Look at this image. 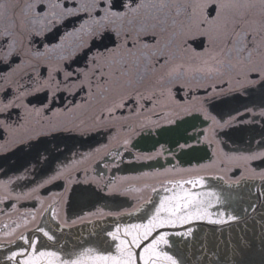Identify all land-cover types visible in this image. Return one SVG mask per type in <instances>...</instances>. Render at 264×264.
<instances>
[{"label":"flooded vegetation","instance_id":"obj_1","mask_svg":"<svg viewBox=\"0 0 264 264\" xmlns=\"http://www.w3.org/2000/svg\"><path fill=\"white\" fill-rule=\"evenodd\" d=\"M7 2L14 4L17 0ZM27 2L18 0L15 12L21 13ZM59 2L75 8L79 0ZM120 2L115 0L117 7ZM239 2L254 5L246 19L258 41L264 39L262 0ZM84 19L87 16L80 13L58 19L46 29L37 24L42 35L29 37L25 33V49L29 40L34 41L31 47L40 51L65 40L64 50L72 52L81 39H88L68 35ZM8 23L7 19L0 20V28ZM115 42L114 34L107 33L103 39L91 41V50L111 49ZM203 47H208L207 41ZM87 51L86 46L74 57L72 68L88 70ZM175 51L179 57L180 50ZM104 87L94 82L90 92L85 84L83 91L77 89L73 95L58 93L51 103L44 92L26 97L24 103L29 108L49 105L61 110L60 115L52 117L55 128L45 116L28 114L24 107L12 111L6 121L10 128L0 127V185L7 186L6 191L0 189V264H20L25 259L31 249L21 237L35 241L38 251H54L63 259L74 258L85 249L115 255L118 241L108 233L117 226L146 224L161 199L171 196L176 191L173 185L180 181L202 180L194 189L188 184L184 187L194 192H216L219 202L213 199L208 212L211 220L224 222L192 220L157 229L141 248L135 249L137 253L160 232H167L169 244L161 247L174 258L219 254L236 234L230 229L215 231L193 225L240 220L255 207L258 194L252 188L264 180V157L259 156L264 153L261 83L240 88L234 73L220 80L198 76L187 87L173 86L172 98L161 97L159 102L130 99L129 90L124 107L117 108L111 117L105 113L99 119L103 105L97 98ZM115 100L120 102L118 97ZM112 102L110 97L108 104ZM72 105L80 107L72 115L64 113ZM46 115L51 117L50 112ZM251 155L258 158L247 165L233 159ZM57 174L58 178L52 179ZM261 193L264 196V188ZM30 220L34 223L31 228L16 232ZM216 245L218 249L209 248ZM21 250H26L25 256L7 259Z\"/></svg>","mask_w":264,"mask_h":264},{"label":"snow or ice","instance_id":"obj_2","mask_svg":"<svg viewBox=\"0 0 264 264\" xmlns=\"http://www.w3.org/2000/svg\"><path fill=\"white\" fill-rule=\"evenodd\" d=\"M18 6V0L14 4L0 0V20L9 22L0 28V40L3 41L0 43V127L10 128L6 121L11 119L12 111L24 107L28 114L45 116L55 128L52 117L60 115L61 110L49 105L29 108L24 103L25 98L44 92L51 103L58 93L73 95L77 89L83 91L85 84L91 92L94 82L98 87L106 86L97 98V103L103 105L99 119H103L105 113L111 117L117 108L124 107L123 99L129 90L132 93L130 99L159 102L161 97L172 98L173 86L187 87L198 76L220 80L234 73L240 88L255 83L264 86V39L258 41L246 19L254 7L252 3H240L239 0H121L117 7L115 0H79L75 8H66L59 0H28L21 13H16ZM80 13L87 19L68 35L88 39H81L72 52L64 50L65 40L54 48L45 47L44 51L33 49L34 41L29 40L25 49V33L29 37L42 35L36 29L37 24L46 29L58 19ZM107 33L116 38L113 48L92 52L91 41L103 39ZM205 41L207 48L203 47ZM86 46L88 70L72 68L70 62L79 52H84ZM177 48L181 52L179 57ZM53 52L57 53L55 57L51 55ZM253 76L255 79L250 78ZM110 97L113 98L111 105L108 104ZM117 97L119 103L115 100ZM79 107L72 105L63 111L72 115ZM49 112L51 117L46 115ZM259 156L264 157V153ZM257 158V155H251L233 159L247 165ZM202 183V180L176 182L173 185L176 191L161 199L146 224L117 226L114 232H109L112 240L118 241L115 255L85 249L74 258L63 259L54 251H38L35 241L21 237L31 251L20 264H137L138 260L141 264H178L161 247L169 244L167 232L156 235L140 253L135 249L141 248L143 241L157 229L192 220L224 222L211 220L208 212L213 199L219 202L216 192L192 191ZM185 184L191 185L192 189L185 188ZM0 189L6 191L7 186L0 185ZM44 235L52 239L48 233ZM25 251L12 252L7 259L16 260L25 256Z\"/></svg>","mask_w":264,"mask_h":264},{"label":"water","instance_id":"obj_3","mask_svg":"<svg viewBox=\"0 0 264 264\" xmlns=\"http://www.w3.org/2000/svg\"><path fill=\"white\" fill-rule=\"evenodd\" d=\"M263 188L264 180L258 181L255 188H252L257 191V201L245 218L218 225L209 223L193 225L215 231L230 229L231 233L236 235L230 239L229 245L224 247L225 251L204 256H176L178 264H264V196L261 193ZM214 242L217 243V239ZM209 248L218 249L219 247L216 245Z\"/></svg>","mask_w":264,"mask_h":264},{"label":"rangeland","instance_id":"obj_4","mask_svg":"<svg viewBox=\"0 0 264 264\" xmlns=\"http://www.w3.org/2000/svg\"><path fill=\"white\" fill-rule=\"evenodd\" d=\"M32 222V220H30V222L29 221H25V222H23L22 224H21V226H20V230H18V231H16L17 233H20V232H23L24 230H27V229H29V228H31V226H33L34 225V223H31ZM1 236V235H0Z\"/></svg>","mask_w":264,"mask_h":264}]
</instances>
